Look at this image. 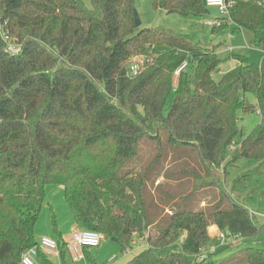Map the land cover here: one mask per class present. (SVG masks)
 <instances>
[{"label":"trees","instance_id":"trees-1","mask_svg":"<svg viewBox=\"0 0 264 264\" xmlns=\"http://www.w3.org/2000/svg\"><path fill=\"white\" fill-rule=\"evenodd\" d=\"M152 1L167 14H210L206 0ZM135 3L0 0V24L21 47L13 54L0 39V264H23L38 246L48 186L63 188L78 226L122 253L143 243L124 264H264V249L222 259L229 247L209 249L211 227L247 241L264 229L247 209L226 206L217 177L240 159L264 161V59L236 57L217 82L215 48L137 28ZM226 20L212 32L233 24L264 45V0H234ZM249 94L261 122L247 135ZM55 231L64 261L68 242ZM36 260L53 264L41 251Z\"/></svg>","mask_w":264,"mask_h":264},{"label":"rangeland","instance_id":"rangeland-1","mask_svg":"<svg viewBox=\"0 0 264 264\" xmlns=\"http://www.w3.org/2000/svg\"><path fill=\"white\" fill-rule=\"evenodd\" d=\"M135 10L137 11L141 28H166L178 33L188 35L195 45H204L215 48L221 60L220 70L213 76L219 82L236 65V57L247 58L251 63L261 64L264 59V45L255 46L251 32L242 30L231 24L228 29L216 34L212 32L210 26L205 25L206 21H216L222 18L221 11L216 7H210V14L203 18L182 17L175 14H167L162 10H155L152 0H136ZM228 49H232L230 53ZM139 62L133 58L130 63ZM247 100L254 111L251 113H240L241 125L247 135H250L260 124L261 118L257 112V101L254 95H247ZM174 101V96L170 97L166 107L167 114ZM227 174L223 170L217 172L218 183L223 188L226 198V206L231 208L235 203L247 209L256 224L264 228V161L240 159L227 169ZM221 189V188H220ZM219 195V193H217ZM74 216L67 204L64 190L59 186H48L46 188V198L42 205L40 219L36 226L35 236L37 242L43 238L57 240V230L63 237L69 238L77 230ZM211 230V229H210ZM209 230V233H210ZM219 230L211 231L213 238L209 249L215 248L224 250L218 257L220 259L236 252L238 255L245 254L247 248L264 249V229L258 239L242 240L230 239L228 246L222 245L218 239ZM145 248L143 243L136 239L135 249L128 254L122 253L120 247L111 241L104 240L99 247L90 248L92 261L86 255L83 259L75 260L71 255H67L63 261L59 255L48 256L53 264H119L139 253V249ZM36 263L39 264L38 260ZM125 261L122 263L124 264Z\"/></svg>","mask_w":264,"mask_h":264},{"label":"built area","instance_id":"built-area-1","mask_svg":"<svg viewBox=\"0 0 264 264\" xmlns=\"http://www.w3.org/2000/svg\"><path fill=\"white\" fill-rule=\"evenodd\" d=\"M208 7H216L222 13V18L216 21H206L207 26L210 27H221L227 23V17L229 16V9L234 5V0H206ZM0 39L2 40L6 49L13 53L18 54L21 51V47L14 43L11 39L9 32L5 31L0 24ZM140 61V59H139ZM186 64H184L180 70L177 71L176 76L184 69ZM139 74V62H133L128 69V75L131 77L137 76ZM218 239L221 240L222 245L228 246V240L240 239L237 236L232 235L229 232H221L218 235ZM103 240V236L95 231L91 230H79L72 234V239L68 243L67 251L69 255L75 260L83 259V249L84 248H96L99 247ZM41 251L47 256L59 255L58 243L57 241L50 240L48 238H43L39 242L37 247L28 250L22 257L23 264H37L36 257L38 252ZM215 248H211L210 252H215ZM127 252L126 254H128Z\"/></svg>","mask_w":264,"mask_h":264},{"label":"crops","instance_id":"crops-1","mask_svg":"<svg viewBox=\"0 0 264 264\" xmlns=\"http://www.w3.org/2000/svg\"><path fill=\"white\" fill-rule=\"evenodd\" d=\"M228 51H229L230 53L233 52L232 49H228ZM237 65H238V61H237ZM237 65H236V66H237ZM236 66H235V67H236ZM235 67H234V68H235ZM234 68H233V69H234ZM210 229H211V230H210ZM210 229H209V230H210V233H211V231H214L215 229L218 230L217 227H211ZM79 230H85V229H83V228L80 227V226H77V230H76V231H79ZM62 237H63V236H62ZM63 239H64V241H66V242L69 243V242L71 241V239H72V236H70L69 238L63 237ZM55 241H57V240H55ZM102 241H104V239H103ZM101 244H102V242H101ZM101 244H100V245H101ZM217 251H219V249H218ZM68 254H69V253H68ZM127 260H128V259H126V260H124V261L126 262ZM124 261H123V262H124ZM123 262H121V263H119V264H122Z\"/></svg>","mask_w":264,"mask_h":264},{"label":"water","instance_id":"water-1","mask_svg":"<svg viewBox=\"0 0 264 264\" xmlns=\"http://www.w3.org/2000/svg\"><path fill=\"white\" fill-rule=\"evenodd\" d=\"M134 19H135V25L137 28H140L142 23L140 21L139 15L136 10H134Z\"/></svg>","mask_w":264,"mask_h":264}]
</instances>
